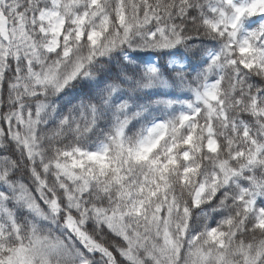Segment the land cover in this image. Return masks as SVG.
Segmentation results:
<instances>
[{"label": "snow or ice", "instance_id": "obj_1", "mask_svg": "<svg viewBox=\"0 0 264 264\" xmlns=\"http://www.w3.org/2000/svg\"><path fill=\"white\" fill-rule=\"evenodd\" d=\"M0 264H264V0H0Z\"/></svg>", "mask_w": 264, "mask_h": 264}]
</instances>
